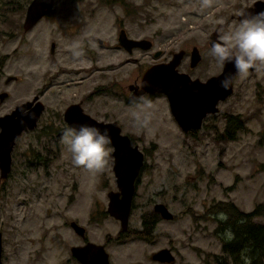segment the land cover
Returning <instances> with one entry per match:
<instances>
[{
    "label": "rangeland",
    "instance_id": "374dc122",
    "mask_svg": "<svg viewBox=\"0 0 264 264\" xmlns=\"http://www.w3.org/2000/svg\"><path fill=\"white\" fill-rule=\"evenodd\" d=\"M29 2L0 0V93H8L0 102V116L34 95L46 105L37 128L17 138L13 170L0 181L2 264H81L70 247L87 240L104 245L110 264H171L150 259L153 251L164 247L174 254L173 264H219L221 239L230 233L217 230V219L224 214L209 213V206L231 200L247 211L264 199V76L236 75L234 90L218 103V112L209 114L195 134L183 132L164 93L143 96L151 108L141 99L126 103L127 84L153 58L136 50V61L116 64L123 55L113 46L120 9L98 3L96 16L82 21L80 36L69 38L44 17L23 31ZM250 2L214 0L205 19L179 7L163 16L131 12L125 28L130 36L151 38L155 49L169 32L182 30L204 48L216 25L229 21L220 26L226 32L238 26L240 22L229 15ZM52 41L57 45L53 55ZM75 51L83 55L76 58ZM207 57L197 69L200 78L222 68L209 53ZM112 65L117 67L111 69ZM9 75L17 78L7 82ZM80 98L94 118L117 120L145 154L124 238L117 237L120 221L107 212V193L116 190L113 156L109 169L94 175L74 166L71 153L60 143L63 126L67 127L63 109ZM226 113L239 115L243 124L232 139L224 133ZM135 114L149 119L147 128L140 126ZM47 123L52 130L43 129ZM156 202L164 203L173 218L157 213L152 238L135 237L132 230H140L142 215H151ZM72 220L85 226V237L76 234Z\"/></svg>",
    "mask_w": 264,
    "mask_h": 264
},
{
    "label": "water",
    "instance_id": "95a60500",
    "mask_svg": "<svg viewBox=\"0 0 264 264\" xmlns=\"http://www.w3.org/2000/svg\"><path fill=\"white\" fill-rule=\"evenodd\" d=\"M30 1L25 10L23 31L36 26V22L47 14V7L54 0ZM253 4L245 8L242 12L243 16L240 15V17H251L264 12V0H257ZM120 39L124 45H128V48L132 46L144 48L151 45L147 38L129 39L125 37L123 40V37H120ZM216 39V33H212L211 46ZM177 60L176 55L168 63H157L147 67L140 78V83L134 85L137 87L135 95L145 92L164 93L168 99L171 113L182 131H196L203 126L202 123L208 114L218 112V103L233 92V82L237 75L236 69L231 63H227L217 75H211L203 81L197 77L190 78L185 72H179L175 67ZM228 76L233 78L232 84L225 90L221 87V81ZM16 78L15 75H9L6 81ZM138 85H143V87H138ZM134 86H130V88ZM7 94L6 91L0 93V102ZM38 98L39 96H35L24 103L17 104L14 110L0 116V178L2 179H5L11 170L12 150L16 146V138L37 126L40 115L45 109L44 103ZM82 108L79 103L68 105L63 112L64 121L70 127L79 128L81 125H89L99 128L102 132L106 131L110 135L116 190H110L107 193V212L120 221L121 230L124 231L128 228L132 199L136 191L139 172L144 165L145 154L137 143L132 145L130 136L122 132L117 120H98L88 112L84 113ZM153 210L157 211L162 218H173V213L164 203L156 202ZM70 225L78 236L85 237V226L79 225L75 220H72ZM2 250V232L0 231V264H2ZM70 250L81 264H110L109 252L101 243L87 240L81 245H72ZM150 259L161 263L173 264L175 262L174 254L169 247L153 251Z\"/></svg>",
    "mask_w": 264,
    "mask_h": 264
},
{
    "label": "flooded vegetation",
    "instance_id": "af4514ba",
    "mask_svg": "<svg viewBox=\"0 0 264 264\" xmlns=\"http://www.w3.org/2000/svg\"><path fill=\"white\" fill-rule=\"evenodd\" d=\"M131 1L130 0H54L47 7V14L42 16L40 19H42L43 17H44V19L48 18L52 22V24H54L53 26H55V28H57V30H61V32L66 35V37L72 38L75 36H80L79 30H81V28L83 26V24H82L83 20H86L89 17L96 16V12H97L96 5L98 3H103L106 5H109L110 9H112L113 11L120 9L119 10L120 15L116 16V18H115L116 19V25H115V27H116L115 33L116 34H115V44H113V46L116 49H119V50L121 49L122 54L123 55L125 54V55L124 56L122 55L121 58L118 57V62L116 64L121 66L122 64L132 63V62L136 61V56H134V54H133L134 51H136V50L139 51V54H142L144 57H152L153 58V61L148 62L149 64L145 65L142 72L139 75L135 76L132 82L127 84V92L125 91L126 94L124 97L127 104L135 103L138 100H140L141 97L146 96V95L147 96H149V95L154 96L155 94H158V93L145 92V93L135 95V93H136L135 91H136L137 87H135L134 85H137L140 83V81H141L140 78H141L142 74L145 72V70L147 69V67H149L150 65H153V64H157V63H168L170 60L175 58L176 55H177L178 60H177V64L175 67L177 68V70L179 72L187 73L190 78H195V77L200 78V77H198L199 75L197 74L198 73L197 69H198L199 64L201 62H203L205 59L208 60L207 56H208L209 50L211 48V44H210L211 41L210 40H211L212 33H216V36H217V30L220 28V26H223V27L227 26L229 21H227L226 23H224L222 25H216L214 30L210 31L208 33V40H207L208 46H206L204 48L199 45L201 43V41L197 40L195 37L186 38L185 37L186 33H182V31H183L182 30L180 33L178 31H174L173 33L169 32L168 37H166L165 39L160 41L159 42L160 44L157 45V47L155 49L154 48V42L151 38H149L147 36L134 37V36H130V34L127 32V30L125 28V23H126L125 20L131 14V12H138L141 14L144 13L145 15H148V16H155V15H162L163 16V15H166L167 12L172 11V10H176L179 7V8L187 9L189 11L190 15H191V13H194L197 17L205 19V15L208 11H206V9L201 11V0H138L139 3L137 5L131 4L130 3ZM255 1H257V0H251L250 4H246L245 6H243L237 12V14L231 13L229 15L230 20H236V21L240 22L244 18V17H240V14L245 10V8L250 7V5H254L253 3ZM169 36H171V37L169 38ZM120 37H123V40L125 39V37H127L129 39L147 38L150 40L151 45L149 47H144V48H142L140 46H132L131 48H128L127 47L128 45L126 46L121 42ZM96 39L100 43V45L106 46V43L103 42V40L100 37H97ZM73 45H74V43L72 44V46ZM56 47H57L56 42L52 41L50 44V53L52 55L55 53V50L57 49ZM77 47L81 48L80 42H78ZM117 65H115V66L112 65L111 69L114 67H117ZM219 72H217V73H219ZM217 73H211V74L209 73L208 76H206L205 78H200V79L205 81V79H207L209 76L217 75ZM130 86H134V87L130 88ZM36 96H39V98H38V100H39L40 95H36ZM33 97H35V95ZM167 101H168V99H167ZM75 103H79L83 107L82 109L84 110L85 101L83 98L75 100L72 103L70 102L65 107L67 108L68 105H70V104L72 105ZM44 108L46 109L45 104H44ZM169 108H170V105H169ZM44 110H43V112H44ZM64 110H65V108L63 109V112H64ZM42 113H41V115H42ZM84 113H86L85 110H84ZM170 113H171V110H170ZM41 115H40V117H41ZM55 116L56 117L60 116L59 111H57ZM62 119L65 120L63 118V113H62ZM100 120H102V119H100ZM113 120H115V119H113ZM39 121H40V119H39ZM63 122H65V121H63ZM66 125H67V127H70L67 123H66ZM37 126H38V124H37ZM37 126H35L34 128H37ZM119 126H120V124H119ZM64 127L66 128L65 125L63 126V128ZM52 128H53V125L52 126L48 125V123L43 126V129L45 131L46 130H52ZM33 129H30V130H33ZM191 131H193V130H190L188 132H191ZM24 133H26V132H24ZM46 133H48V132H46ZM16 140H17V138H16ZM132 145H134L133 142H132ZM112 156H113V153H112ZM113 162H114V156H113ZM112 165H113V163H112ZM11 170H13L12 169V163H11ZM11 170L9 171L7 177H9ZM112 171L114 174L113 166H112ZM6 178L4 180H6ZM1 179L2 178H0V181H1ZM136 186H137V184H136ZM155 212H157V211H155ZM127 230H128V228H127Z\"/></svg>",
    "mask_w": 264,
    "mask_h": 264
},
{
    "label": "clouds",
    "instance_id": "9594fccd",
    "mask_svg": "<svg viewBox=\"0 0 264 264\" xmlns=\"http://www.w3.org/2000/svg\"><path fill=\"white\" fill-rule=\"evenodd\" d=\"M214 0H201V11L213 7ZM240 15L243 16V13ZM82 51H75L74 57L79 58ZM209 56L223 67L231 63L236 69V74L246 78L250 73L264 76V12L254 16H245L231 31L217 30V39L209 50ZM232 77H225L221 81V87L225 90L231 87ZM143 87V85H138ZM146 108H151L150 100L140 98ZM27 115V113H24ZM141 127L147 128L149 119L145 116L141 119L135 114ZM110 135L99 128L89 125H81L79 128L66 127L61 135L60 143L66 146L71 153L72 163L91 174H102L109 169L112 149Z\"/></svg>",
    "mask_w": 264,
    "mask_h": 264
},
{
    "label": "trees",
    "instance_id": "16d2710c",
    "mask_svg": "<svg viewBox=\"0 0 264 264\" xmlns=\"http://www.w3.org/2000/svg\"><path fill=\"white\" fill-rule=\"evenodd\" d=\"M23 10V6L19 9ZM226 128L222 135L232 139L234 132L243 126L239 115L225 114ZM197 131V130H196ZM196 131H191L195 134ZM209 213L224 214L223 219H217V230L228 237L221 239L223 254L218 256L219 264H264V199L254 204L250 210H243L231 200H223L212 203L208 208ZM157 212L151 215H142L140 230H132L137 238L151 239L153 230L158 221ZM129 231H120L118 238L127 237ZM223 259V260H222Z\"/></svg>",
    "mask_w": 264,
    "mask_h": 264
}]
</instances>
